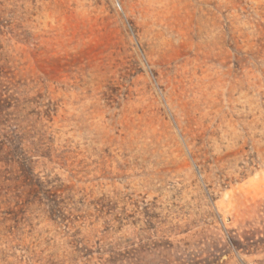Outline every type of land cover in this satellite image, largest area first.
<instances>
[{"label":"rangeland","instance_id":"rangeland-1","mask_svg":"<svg viewBox=\"0 0 264 264\" xmlns=\"http://www.w3.org/2000/svg\"><path fill=\"white\" fill-rule=\"evenodd\" d=\"M0 264H264V0H0Z\"/></svg>","mask_w":264,"mask_h":264}]
</instances>
